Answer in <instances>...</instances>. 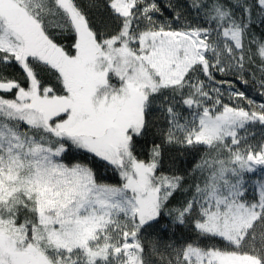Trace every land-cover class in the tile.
<instances>
[{"label":"snow or ice","instance_id":"obj_1","mask_svg":"<svg viewBox=\"0 0 264 264\" xmlns=\"http://www.w3.org/2000/svg\"><path fill=\"white\" fill-rule=\"evenodd\" d=\"M255 27L264 0H0V264H264Z\"/></svg>","mask_w":264,"mask_h":264},{"label":"trees","instance_id":"obj_2","mask_svg":"<svg viewBox=\"0 0 264 264\" xmlns=\"http://www.w3.org/2000/svg\"><path fill=\"white\" fill-rule=\"evenodd\" d=\"M163 3H167V0H162ZM165 15H167V13H165ZM254 31L259 35L261 33H264V28L261 27H255ZM18 70L13 68V69H9V73L11 74H15ZM220 74H217V79H220ZM227 79H232L234 80L233 77H227ZM249 82L247 85L239 82V81H235V87L240 90V91H244L248 97L250 99H253L256 101L257 104L259 103H264V97H261L260 93V88H259V84L258 83H254L252 81L251 78H248ZM227 87V86H225ZM225 95H227V93H225ZM252 131H255L257 138H259V136L261 134H264V128H262L260 125H255L252 129ZM193 160L192 156H186V157H181L178 158L176 160V167L179 168L180 170H184L187 169L189 167L190 162ZM171 165L168 162V158H165V167H170ZM99 176H101L103 178V182H107V183H116L118 181V177L111 171L108 169H103L100 168L98 171ZM248 179H249V184H248V196L249 199L253 198V197H257L258 196V191H257V185L256 182L257 181H264V167L262 166H257L256 167V171L254 173L248 174ZM177 199H182V197L178 194L177 195ZM175 203V201H174ZM169 235L171 236V232H169ZM175 238L177 240H181V239H188L190 238V234L186 231H178L176 232V236Z\"/></svg>","mask_w":264,"mask_h":264}]
</instances>
